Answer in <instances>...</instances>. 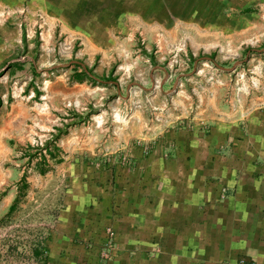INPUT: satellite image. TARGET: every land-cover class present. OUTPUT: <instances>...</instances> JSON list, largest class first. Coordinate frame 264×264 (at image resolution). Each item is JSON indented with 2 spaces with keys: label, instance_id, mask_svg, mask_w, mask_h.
I'll return each mask as SVG.
<instances>
[{
  "label": "rangeland",
  "instance_id": "1",
  "mask_svg": "<svg viewBox=\"0 0 264 264\" xmlns=\"http://www.w3.org/2000/svg\"><path fill=\"white\" fill-rule=\"evenodd\" d=\"M3 9L17 72L8 92L30 98L23 119L0 132L10 138L0 145V264H50L66 191L107 171L122 178L143 171L175 150L176 132L195 133L222 111L242 122L264 109V4L220 27L153 21L98 41L69 39L26 5ZM8 188H15L10 199ZM107 247L98 248L103 261Z\"/></svg>",
  "mask_w": 264,
  "mask_h": 264
},
{
  "label": "crops",
  "instance_id": "2",
  "mask_svg": "<svg viewBox=\"0 0 264 264\" xmlns=\"http://www.w3.org/2000/svg\"><path fill=\"white\" fill-rule=\"evenodd\" d=\"M259 4L264 0H0V21L8 19L3 8L26 5L69 39L98 41L134 35L153 21L200 19L212 21L202 26L220 27ZM0 34V132L8 133L26 114L30 95H9L8 81L17 75L13 30L3 25ZM217 115L222 118L195 133L176 132L175 150L143 171L123 178L107 171L66 191L49 263L264 264V109L251 110L242 122L233 113ZM14 194L8 188L7 197ZM104 243L110 249L102 250L103 261Z\"/></svg>",
  "mask_w": 264,
  "mask_h": 264
},
{
  "label": "built area",
  "instance_id": "3",
  "mask_svg": "<svg viewBox=\"0 0 264 264\" xmlns=\"http://www.w3.org/2000/svg\"><path fill=\"white\" fill-rule=\"evenodd\" d=\"M236 264H255L253 261H247L244 259H239Z\"/></svg>",
  "mask_w": 264,
  "mask_h": 264
},
{
  "label": "trees",
  "instance_id": "4",
  "mask_svg": "<svg viewBox=\"0 0 264 264\" xmlns=\"http://www.w3.org/2000/svg\"><path fill=\"white\" fill-rule=\"evenodd\" d=\"M13 208H14V203H12V204L9 206L7 214H9V213L13 210Z\"/></svg>",
  "mask_w": 264,
  "mask_h": 264
}]
</instances>
